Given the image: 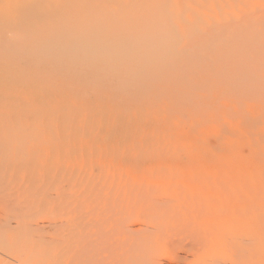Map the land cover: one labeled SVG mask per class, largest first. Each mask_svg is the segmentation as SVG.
Segmentation results:
<instances>
[{"label": "rangeland", "instance_id": "rangeland-1", "mask_svg": "<svg viewBox=\"0 0 264 264\" xmlns=\"http://www.w3.org/2000/svg\"><path fill=\"white\" fill-rule=\"evenodd\" d=\"M87 1L114 19L89 5L92 23H153L46 50L0 36V264H135L134 239L136 264H263L264 0H132L118 22ZM42 130L71 142L73 180Z\"/></svg>", "mask_w": 264, "mask_h": 264}, {"label": "bare ground", "instance_id": "bare-ground-1", "mask_svg": "<svg viewBox=\"0 0 264 264\" xmlns=\"http://www.w3.org/2000/svg\"><path fill=\"white\" fill-rule=\"evenodd\" d=\"M109 1L112 2V4L109 6L110 8L112 7L111 8L112 11L110 10V12H112L114 14L117 13L116 15L113 14V16L116 17V18L115 17L114 18L117 20V22L120 19L118 17H120L121 14H124V11L127 12V13L130 12V11H134V8H135L136 4H138L137 6H139L138 9H141L145 5V2L144 3H140L141 0H136V1L133 0L135 2L138 1V3H136V4H134L132 0L129 1V2H127L126 0H125L126 2L124 0H107V2H109ZM68 2H69V4H68ZM92 2H94V1L92 0ZM146 2H147V0H146ZM102 3H104V2H102ZM97 4H101V3H97ZM123 4H125V5H123ZM89 5H91V3H88L87 0H0V36H2L5 39L7 38V40L8 39L11 40L13 42L14 46H20V45H22V46L28 45L29 46V45H32V44H36L38 46L39 50L49 49V47H51L53 45L52 42H54V41H58L60 43H67L66 40H64V37H66L65 35L67 33L69 35H74L73 36L74 37V42L82 43V41L80 39H88L89 40V41H87L88 44H92L90 42V39L92 38L94 40L93 34H95L96 39H98L101 36V34H100L101 30L104 29V31H101V32H105L106 30H108V28H109V30H111L116 25H114L112 23V22H115V21H112L110 23H112L114 25V27L112 28V26H109L110 25L109 23H106V24H109V25H107L109 27H106V25L105 26L102 25L101 22L96 23V22H98L97 21L98 18L96 19V21L94 23H92L94 21L93 18H95V15H94V17H92L93 15L92 16L90 15L92 17V20H93V21H91V17L89 16L90 13H89L88 10H86V9H88ZM145 6H147V4ZM97 7L98 8L100 7V10L98 8H95V7L92 6L91 7L92 9L90 8L91 12H92V10L94 12V11H96L94 9H97L98 12L97 11L96 12L99 13L101 11V9H103V8H101V5L97 6ZM147 8H148V6H147ZM104 9H106V8L104 7ZM104 9H103V11H104ZM141 11H143V10H141ZM105 12H103V13L100 12V13L102 15H107L108 13L105 14ZM138 12H140V11L138 10ZM135 13H137V12H135ZM147 13H150V12H147ZM110 14L111 13H109L107 16H102L101 19H103V18L104 19L103 20L99 19V20L102 21V23H105V21H104L105 18H107L106 20L108 21V19L110 18L108 16ZM131 14L134 15V13H131ZM137 14L138 15H134V16L133 15L130 16V14H129V17H134L135 18V19H130V22L132 21L131 24L134 22V24H132V25L129 24L131 26V28H136L137 26L139 27V29H140V27H144V28L146 27L147 28V25H144L145 21H146V24H148L149 21L153 23V21L151 20L152 19L151 17H150L149 21H148V19H144L145 18V16H144L145 13L143 14V12H142L140 14L139 13H137ZM97 15L99 17V14H97ZM141 15H143L144 17L141 18ZM153 15H155V14H153ZM137 16H140V17H137ZM112 18L113 17L111 16L110 21L114 20ZM124 18H128V17H124ZM137 18H140L142 21L139 22L140 19H137ZM123 20H125V19H122V21H120V22H123ZM120 22L118 23L119 25L116 26L115 31H113V32L111 31V34L115 33V35H116V33H117L116 29L120 30L121 26L123 28L124 26L128 25V24L125 25L124 22L122 23V25H120ZM137 22H139V24L141 23V25H138ZM152 23H150L149 26L152 27ZM94 24H96V25L101 24L104 27L102 29L101 26L96 27V25H94ZM135 24H137L136 27H135ZM129 25L127 27H129ZM97 28H98V30H97ZM144 28H141V29L144 30ZM125 29H126V31L123 32V30H125ZM125 29H123V30L121 29L120 30L121 33L117 30L118 31L117 34H119V33L121 35L125 34L126 37H129V35L127 36V34L131 33L130 30L128 31L129 28H125ZM148 29L150 30L151 28L148 27ZM95 30H97L98 32L95 31ZM108 31H106V32L108 33L109 36L112 37V35L110 34V31L109 32ZM139 31H141V30H139ZM125 32H127V33H125ZM135 32L138 33V31H135ZM142 32H145V33H143V34H145L144 37H146V35H148V37L150 36V34H147L148 33L147 31L144 30ZM142 32H139L138 35H141ZM96 34H98V35L100 34L98 38H97ZM133 35L134 34L132 33L131 37ZM123 37L125 39V42H124V44H125L126 43V38H125V36H123ZM136 37L139 39L138 36H136ZM140 37H143V35L140 36ZM148 37H146V38H148ZM68 38H69V36H68ZM121 38H119L120 40H118V42L119 41H121V42L123 41V40H121ZM71 39H73V38H71ZM109 39H110L109 37H106V39H104V41H103L104 43H101V44H104L102 46L103 50H105L104 48L106 46H108V42L107 41H110ZM112 39L116 40L117 38H112ZM138 39L137 40L133 39V40H136V41H133L132 38H131V40L133 42H137ZM148 39H146V40H148ZM131 40L127 41V42H130V44H131ZM99 41L101 42L102 40H98V42ZM87 42L85 40L84 44L87 43ZM110 42H111V44H113L112 43L113 40H111ZM110 42H109V44H110ZM116 42L117 41H115V43ZM95 43H97L96 40H95ZM105 43H107V44H105ZM140 43L142 44V42H140ZM124 44L122 42L119 46H122ZM133 44H136V43H133ZM94 45H97V44H94ZM126 45H128V43H126ZM126 45H124V46L126 47ZM137 45H136L135 49L132 52L136 51ZM138 46H141V45H138ZM148 46H153V45L150 43ZM56 47H57V45H56ZM93 47H95V46H93ZM109 47H111V46H109ZM109 47H106V49H108ZM132 47H134V46L132 45ZM142 47H145V49L148 48V47L143 45V46L139 47V48H141V51H142ZM90 48H92L91 45L89 46L88 50H90ZM130 48H131V45H130ZM62 49H63V47H62ZM71 49H73V48H71ZM145 49H143V51ZM121 50H122V48H121ZM123 50L125 51V54H123L122 57H124V59H125V56L129 55V52L131 51V49L129 50V48L127 47L126 50L125 49H123ZM145 51H147V49ZM149 52H151V51H149ZM135 54H137V51L135 52ZM147 54H150V53H147ZM130 55H132V54H130ZM114 60L115 59L112 60V59L107 58L105 60V65L113 64ZM135 66L136 65H134L133 67H135ZM131 67L132 66H130V65L127 66V68H131ZM1 71H3V70H1ZM2 93H4V92H2ZM13 95L15 96V94H13ZM9 96L11 97V95H9ZM26 98H27V96H26ZM40 133H42L41 136L44 138V140L46 142L50 143L48 149L47 150L45 149L46 150L45 151V156L47 158L54 159L56 165L60 164V166L64 170V175L72 177V180H73V178H74V169H73L74 163H73L72 145H71V142H69L67 140V137H66L65 133L62 130H51V131L49 130L48 132H45V131L42 130V131H40ZM258 216H260V214H258ZM258 238L259 239L257 240V244L258 243L261 244L259 246L260 247L259 252L261 254H264V236H258ZM141 242L142 241L137 240V239H134L131 242L132 245L130 246V248H132V250L129 249V253H127L128 261L131 260V261L135 262V264H136L145 255V253L147 251V247H146V245L141 244ZM263 258H264V256H263ZM262 261H263L262 263L264 264V259Z\"/></svg>", "mask_w": 264, "mask_h": 264}]
</instances>
